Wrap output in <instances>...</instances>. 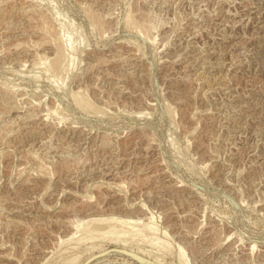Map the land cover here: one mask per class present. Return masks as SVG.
I'll return each mask as SVG.
<instances>
[{"label":"rangeland","instance_id":"rangeland-1","mask_svg":"<svg viewBox=\"0 0 264 264\" xmlns=\"http://www.w3.org/2000/svg\"><path fill=\"white\" fill-rule=\"evenodd\" d=\"M31 1L0 0V264H264V0ZM45 3L83 36L61 92ZM92 219L157 244L76 247Z\"/></svg>","mask_w":264,"mask_h":264},{"label":"bare ground","instance_id":"bare-ground-1","mask_svg":"<svg viewBox=\"0 0 264 264\" xmlns=\"http://www.w3.org/2000/svg\"><path fill=\"white\" fill-rule=\"evenodd\" d=\"M31 1V0H30ZM34 1V0H33ZM32 2V1H31ZM36 2V1H35ZM43 1H40V5H41V3H42ZM45 2V1H44ZM34 3V2H33ZM38 3V2H37ZM29 4V3H28ZM43 4V3H42ZM48 4V5H47ZM45 3V5H47L48 7L50 6L49 5V3ZM50 4H53V3H50ZM33 6V5H32ZM39 6V5H38ZM43 6V5H42ZM41 6V7H42ZM53 6V7H52ZM51 7H49L50 8V12H51V14H52V16H53V18H55L54 20H58L57 21V23H59L60 24V28H61V31H62V37H60V39H62V42L59 44V43H57V41H56V43H57V46L55 45V51H54V55H53V58H50V60H48V57L47 58H44V60L46 61V62H49L48 63V65H47V63L46 62H43L42 63V61H41V63H39L38 64V66L41 64V65H47V66H41V67H37V64H36V66H35V69H38V68H40V70H44V74H46V72H50V71H52V77H53V79H51L50 78V80H48V79H46L45 78V80H48V82H52L53 83V85L55 86L54 88H56L57 90H59L60 92H61V89H63L62 88V86L64 85L63 84V82H64V78H66V76H65V74L63 75V76H65L63 79H59L61 76L60 75H58L59 76V78L57 77V76H55V74H59V73H61V74H63L62 73V70H61V72H59V73H57L58 72V70L62 67L63 68V62H64V59H68V53H67V51L69 50L70 51V49H73L72 47H75V45H82V41H83V36H81L82 34L80 33V37H77V36H79V32H75V33H77V34H75L74 36H72L73 35V32L75 31V28H74V30H73V25L71 24V23H67V22H65V20L62 18V16L60 15V12L59 13H57L56 12V8L53 10V8H54V5H52ZM40 7V6H39ZM44 7V6H43ZM32 8V7H31ZM49 8H48V10H49ZM46 9V8H45ZM37 10V9H36ZM54 11V12H53ZM47 12V11H46ZM45 12V13H46ZM49 12V13H50ZM39 13V12H38ZM42 13V12H41ZM40 13V14H41ZM48 13V12H47ZM31 14V13H30ZM50 14V15H51ZM130 14V13H129ZM48 15V14H47ZM93 15V14H92ZM95 16V15H94ZM131 16V15H130ZM43 17H45V16H43ZM96 17V16H95ZM95 17H94V19L92 18V20H91V22H92V24H94L95 26L97 25H99L100 24V22L98 23L97 21H96V19H95ZM125 17V16H124ZM127 17V16H126ZM143 17V16H142ZM145 18V17H144ZM132 19V18H131ZM135 19V18H134ZM139 19V18H138ZM46 20V19H45ZM124 20H126V19H124ZM128 20V19H127ZM126 20V21H127ZM147 20V19H146ZM102 21V20H101ZM104 21V20H103ZM125 21V22H126ZM131 21V20H130ZM138 21H140V22H137V24L136 25H139L138 23H140V25L141 26H139V27H142V26H144V27H146V24L144 23V21H143V19L141 18L140 20H138ZM45 22V21H44ZM130 23V22H129ZM126 24V23H125ZM104 25V24H103ZM127 25V24H126ZM128 25H130V24H128ZM135 26V25H134ZM144 27H142L143 29H144ZM149 27H151V25L149 26ZM47 28V27H46ZM100 28V27H99ZM146 28H148V27H146ZM154 28V27H153ZM45 29V28H44ZM59 29V28H58ZM47 30H48V28H47ZM99 31V30H98ZM143 32H144V30H142ZM150 31V30H149ZM34 32V31H33ZM42 32V31H41ZM45 32V31H44ZM100 32V31H99ZM50 33V32H49ZM150 33V32H149ZM60 34H61V32H60ZM59 34V35H60ZM76 36V37H75ZM73 37H75L74 38V40L72 39ZM58 38V39H57ZM59 39V37H56V39L55 40H60ZM145 39V38H144ZM54 42V41H53ZM58 42H60V41H58ZM55 43V42H54ZM77 47V46H76ZM81 47V46H80ZM81 49V48H80ZM79 49V50H80ZM74 50V49H73ZM75 51H77V48L75 49ZM67 53V54H66ZM71 53H73L72 51H71ZM65 54H66V56H65ZM70 54V53H69ZM74 54H75V52H74ZM77 54H79V51H77ZM197 54V53H196ZM63 56L64 57H67V58H63ZM34 57H35V55H34ZM38 57V56H37ZM73 57V56H72ZM196 57V56H195ZM198 57V56H197ZM71 58V57H70ZM69 58V59H70ZM75 58V57H74ZM39 58H37L36 60H38ZM48 61H47V60ZM40 61V60H39ZM69 61V60H68ZM193 61V60H192ZM37 62V61H36ZM66 63H67V61H65ZM65 62H64V64H65ZM70 62H73L72 61V59L70 60ZM74 62L76 63V61L74 60ZM51 63V64H50ZM137 63V62H136ZM50 64V65H49ZM185 64V63H184ZM35 65V64H34ZM67 64H65V66H66ZM74 66H73V68L72 69H74V67L76 66L75 64H73ZM64 66V67H65ZM67 66H69V67H67ZM65 68H63V70L64 69H69L70 67H71V64L70 65H67ZM130 66V65H129ZM37 67V68H36ZM184 67V66H183ZM61 68V69H62ZM172 68V67H171ZM212 68V67H211ZM68 69L67 70H64V72L66 71H68ZM152 69V68H151ZM180 69V68H179ZM178 69V70H179ZM189 69V68H188ZM70 70V69H69ZM86 70V69H85ZM185 70V69H184ZM60 71V70H59ZM152 71V70H151ZM190 71V70H189ZM41 72H43V71H41ZM65 72V73H66ZM70 72V71H69ZM69 72H67V74L69 73ZM175 72V71H174ZM178 72V71H177ZM176 73V72H175ZM179 73L180 74H176L175 76L176 77H180V76H182V77H186V76H184V75H186L185 73V71H179ZM49 74V73H48ZM66 74V75H67ZM71 74V72L68 74V75H70ZM174 74V73H173ZM173 74H172V76H173ZM183 74V75H182ZM50 75V74H49ZM29 76H31V75H29ZM28 76V77H29ZM51 76V75H50ZM172 76H170V77H172ZM217 76V75H216ZM32 77V76H31ZM30 77V78H31ZM46 77H47V75H46ZM49 77V76H48ZM174 77V76H173ZM188 77V76H187ZM200 78V77H199ZM66 79H68V78H66ZM65 79V80H66ZM172 79V78H171ZM183 79V78H182ZM185 79H187V78H185ZM188 80V79H187ZM67 82V81H66ZM65 83V82H64ZM184 84V83H183ZM219 84V83H218ZM51 85V84H50ZM53 85H52V88H53ZM123 85V84H122ZM10 86V85H9ZM65 86V85H64ZM212 86V85H211ZM217 86V85H216ZM2 87H3V85H2ZM221 87V86H220ZM223 87V86H222ZM218 88V87H217ZM55 89V90H56ZM65 89V88H64ZM222 89V88H221ZM2 90V89H1ZM7 90V89H6ZM6 90H4V91H6ZM118 90V89H117ZM228 90V89H227ZM66 91V90H65ZM65 91H63L62 90V93L63 92H65ZM76 92V91H75ZM59 93V92H58ZM67 93V92H66ZM65 94V93H64ZM63 94V95H64ZM70 94V93H69ZM76 94H77V92H76ZM61 95V94H60ZM73 95H75V94H73ZM73 95H69L70 97H71V99H72V96ZM67 97V98H70V97ZM77 96H79V95H77ZM77 96H75V98L73 97V101H74V104L76 105L75 107L76 108H79L80 110H82V111H84V112H92V111H94L96 108H94L95 106H93L91 103H89L88 102V100L86 101V100H84V98H82V97H80V98H77ZM83 96V95H82ZM66 98V97H65ZM12 99V98H11ZM64 99V98H63ZM86 99V98H85ZM72 101V100H71ZM72 101V102H73ZM7 102V101H6ZM38 103H39V101H37ZM31 103V102H30ZM74 104H73V106H74ZM56 105V104H55ZM35 106V105H34ZM222 107V106H221ZM49 108V107H48ZM167 108H169V107H167ZM58 109V108H57ZM97 111V110H96ZM98 111H100V110H98ZM167 112H169V111H167ZM93 113H95V111L93 112ZM33 114H34V112H32V111H30V117L31 116H33ZM145 114V113H144ZM171 114V113H170ZM35 116V115H34ZM139 116H143V114H141V115H139ZM145 116V115H144ZM143 116V117H144ZM27 118V117H26ZM24 119V118H23ZM26 120V119H25ZM12 121V120H11ZM15 121V120H14ZM12 123V122H11ZM14 123V122H13ZM5 124V123H4ZM15 125V124H14ZM6 126V125H5ZM11 126V125H10ZM15 127V126H14ZM10 130V129H9ZM8 132V131H7ZM93 132V131H92ZM98 133V132H97ZM89 134V133H88ZM142 134V133H141ZM80 135V134H79ZM31 136V135H30ZM34 137V136H33ZM92 138V137H91ZM90 141V140H89ZM94 142V141H93ZM189 142V141H188ZM173 143V142H172ZM98 144V143H97ZM39 145V144H38ZM44 145V144H43ZM97 146V145H96ZM172 147V146H171ZM176 147V146H175ZM65 148V147H64ZM175 151V150H174ZM60 153V152H59ZM30 154V153H29ZM27 155V154H26ZM32 155V154H31ZM30 156V155H29ZM35 157V156H34ZM109 157V156H108ZM112 157V156H111ZM114 157V156H113ZM31 159V158H30ZM60 159V158H59ZM35 160V159H34ZM63 161V160H62ZM117 162V161H116ZM41 166V165H40ZM43 166V165H42ZM23 167V166H22ZM29 178V177H28ZM81 178V177H80ZM21 182V181H20ZM39 182V181H38ZM33 183V182H32ZM36 184V183H35ZM17 185V184H16ZM176 185V184H175ZM114 186V185H113ZM179 187H183L182 185L181 186H179ZM114 188V187H113ZM11 192V191H10ZM13 192V191H12ZM39 194V193H38ZM191 196V195H190ZM36 197V196H35ZM201 197V196H200ZM185 198V197H184ZM189 202V201H188ZM47 209V208H46ZM145 211V210H144ZM170 212V211H169ZM193 212V211H192ZM112 216H114V215H112ZM106 218V217H105ZM109 218H110V216H109ZM115 218V217H114ZM152 218L151 217H149L148 218V220L150 221ZM94 220V221H93ZM99 220V219H98ZM96 221L95 219H92V221H79V220H77L76 222H72L71 224V230H69V231H65V234H66V237L70 240V241H72V242H74V244H77V243H80V242H82V241H90V243L91 242H94L95 243V241L96 242H98V241H104V240H108V241H110V242H112L113 244L115 243V244H118V243H120V241H121V237H123L124 238V235L126 234V231L128 230V232L129 231H131V235L129 236L130 237V239H131V236H139V237H137V238H139L138 240H139V242L140 243H143V242H145V241H148V244L150 243L151 245H156L157 244V240L156 239H153L152 237H150V238H148L149 236H150V233H149V231L147 230V229H145L146 227H144V226H139V224L138 223H132L133 225H131V227H130V223L127 225V226H124L123 225V223L124 222H122L121 223V221H118L117 219H115L116 221H114V219H113V221L112 220H110V219H102V220H100V221ZM69 221H71V220H69ZM124 224H126V223H124ZM130 227V228H129ZM148 229H151V228H149V227H147ZM147 230V231H146ZM92 232H98V234L97 235H92ZM127 232V233H128ZM108 235L110 236V237H108ZM129 235V234H128ZM66 238V239H67ZM133 238V237H132ZM65 239V240H66ZM59 241V240H58ZM141 241H143V242H141ZM61 242V241H60ZM59 242V243H60ZM105 242V241H104ZM138 242V243H139ZM66 243V242H65ZM83 243V242H82ZM93 243V244H94ZM99 243V242H98ZM97 243V244H98ZM61 244V243H60ZM63 244V243H62ZM72 244V243H71ZM159 244V243H158ZM232 245V244H231ZM77 246H79V244H77L76 245V247ZM55 247V246H54ZM178 257H180V255L178 256ZM181 257H182V255H181ZM180 257V258H181ZM76 258V257H75ZM70 259H72V258H70ZM69 259V260H70ZM183 259V258H182ZM65 260H67V259H65ZM77 260H80L79 258H76V261ZM183 261V260H182ZM181 260H180V262H182ZM65 263V262H64ZM73 264L74 262L73 261H66V263L65 264ZM61 264H63L62 262H61ZM74 264H77V262L76 263H74ZM182 264H183V262H182Z\"/></svg>","mask_w":264,"mask_h":264}]
</instances>
